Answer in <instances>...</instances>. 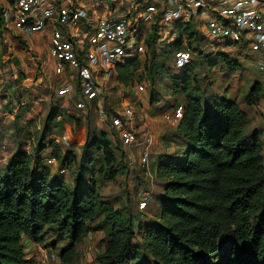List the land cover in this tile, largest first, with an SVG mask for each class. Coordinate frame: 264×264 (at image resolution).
I'll return each mask as SVG.
<instances>
[{
    "label": "trees",
    "instance_id": "trees-1",
    "mask_svg": "<svg viewBox=\"0 0 264 264\" xmlns=\"http://www.w3.org/2000/svg\"><path fill=\"white\" fill-rule=\"evenodd\" d=\"M175 26L179 30L162 53L188 46L193 53L198 51L197 59L202 61L205 53L200 44L206 43L204 36L192 23ZM156 31L154 24L146 33L147 55L143 61L150 52L155 59ZM223 52L216 53L225 57ZM191 60L180 68L174 67L178 71L172 73L173 87L177 90L175 83L180 80L184 94L182 116L176 123L184 143L177 153H166L157 161L156 176L164 179L157 222L143 226L144 256L130 259L132 264H264L262 141L255 132L243 134L248 117L235 100L196 92L199 79L190 76ZM143 61L135 57L118 64L117 80L130 83L134 79L132 73ZM262 90L261 82L254 81L244 102L256 104ZM60 115L58 108L48 111L44 135L38 144L49 133L47 127ZM72 117L78 125L80 119ZM109 124L118 138L110 120ZM47 149V153L39 155ZM96 152L100 153V162L94 168ZM36 153L32 158L27 150L17 149L4 166V175H0V264H23L22 237L38 241L47 228L67 238L59 259L70 263L75 246L99 228L100 225L88 224L99 209L107 215L101 224L102 228L106 226L108 237L103 264H125L131 253L133 228L143 219L136 216L132 221L124 212L114 211L98 193L99 175L113 179L122 172L117 167L119 157L112 140L104 132L90 133L77 156L73 149L62 154L51 138L45 145L39 144ZM47 157H54L64 169L77 167L72 186H67L61 177L52 176V166L45 162ZM141 168L146 171L144 166Z\"/></svg>",
    "mask_w": 264,
    "mask_h": 264
},
{
    "label": "rangeland",
    "instance_id": "rangeland-1",
    "mask_svg": "<svg viewBox=\"0 0 264 264\" xmlns=\"http://www.w3.org/2000/svg\"><path fill=\"white\" fill-rule=\"evenodd\" d=\"M2 3L0 1V175L9 158L17 149L27 150L32 158L36 157V148L45 145L53 138L59 145L62 154L67 149H73L77 156L90 133L104 132L112 140L115 152L119 157L118 166L121 173L113 179L103 175L98 176L97 189L101 200L107 202L113 210L124 212L123 215L143 219L135 226L131 239V253L127 254V262L132 264L130 257L145 254L141 242L144 238L143 226L157 222L159 196L163 193L164 179L156 176V166L160 156L177 153L182 147V135L176 122H168L163 115L169 110L183 109L184 94L180 80L173 87V51L162 53L168 49V39L162 38L156 42L155 59L150 52L148 58L141 56V65L132 73L134 78L128 84L117 80V68L111 67L107 74L99 73L97 81L103 87L104 104L101 108L80 111L74 106L77 84L66 75L53 73V59L45 49L44 41L35 45L30 38H22L15 30L3 21ZM176 27V26H175ZM177 29V30H176ZM179 28H175V34ZM37 34V33H36ZM194 46V45H193ZM234 46V47H233ZM200 49L205 53L202 61H198L197 53L192 56L193 70L190 76L198 78L199 89L207 95H225L239 105L248 117V124L243 132L249 136L252 132L259 135L262 141V160L264 164V103L259 100L254 105L244 102L248 88L254 81L262 82L255 69L254 58L241 45L236 44L219 49H212L204 41ZM224 51L225 57L216 52ZM217 54V55H216ZM166 55V56H165ZM227 61H230L229 63ZM146 76L143 79L139 77ZM145 83L144 91H136L135 86ZM263 83V82H262ZM192 84L196 81L192 80ZM66 87V91L63 88ZM151 91L154 96L151 98ZM128 103L133 108V119L138 130L152 134L153 143L147 155L148 171L141 168V156L136 148L123 147L118 141L116 131L109 124L107 113L120 111ZM58 108L61 115L56 122L47 127L48 134L42 142L39 139L48 111ZM78 117L80 123L76 125ZM41 152L39 155L47 153ZM96 168L100 162V153L93 155ZM59 164V163H58ZM60 165V164H59ZM58 165V166H59ZM66 169V168H65ZM54 178L61 177L67 186H72L77 167H69L58 175L57 167H50ZM147 191L149 198L143 209L138 207L139 193ZM142 210V211H141ZM107 217L106 211L99 209L95 217L88 223L91 227L100 225L91 231L83 241L75 246V252L70 263L59 259L61 249L66 245L67 238L57 235L50 228L44 229L38 241L24 235L23 264H103L106 250V226L101 227ZM110 221L106 224H109ZM139 229V230H138Z\"/></svg>",
    "mask_w": 264,
    "mask_h": 264
},
{
    "label": "built area",
    "instance_id": "built-area-1",
    "mask_svg": "<svg viewBox=\"0 0 264 264\" xmlns=\"http://www.w3.org/2000/svg\"><path fill=\"white\" fill-rule=\"evenodd\" d=\"M3 21L22 38L48 32V52L53 73L75 80L74 106L89 111L104 104L103 87L98 72L126 60L146 54L145 36L157 25V42L175 36V25L192 23L212 49L239 44L254 58L255 69L262 79L261 101L264 103V0H0ZM168 41V42H169ZM184 45L185 41H184ZM234 47V46H233ZM190 47L173 52V67L180 68L192 59ZM142 92L146 85L135 86ZM66 87L63 91H66ZM116 128L123 147L136 148L141 166L148 171L147 155L153 143L152 134L138 130L133 108L124 104L120 111L107 113ZM182 109L169 110L163 117L178 122ZM46 164L58 166L54 157ZM141 191L138 207L143 209L149 198ZM142 211V210H141Z\"/></svg>",
    "mask_w": 264,
    "mask_h": 264
},
{
    "label": "crops",
    "instance_id": "crops-1",
    "mask_svg": "<svg viewBox=\"0 0 264 264\" xmlns=\"http://www.w3.org/2000/svg\"><path fill=\"white\" fill-rule=\"evenodd\" d=\"M28 38H30V40L34 42L35 45H37L36 42H37V39L39 38L38 41H42V42L44 41V45H45L44 48L48 49V32L47 31H42L37 34H33L29 36Z\"/></svg>",
    "mask_w": 264,
    "mask_h": 264
}]
</instances>
